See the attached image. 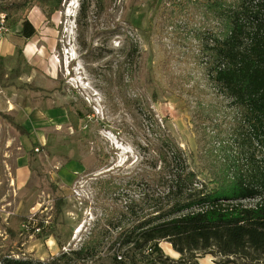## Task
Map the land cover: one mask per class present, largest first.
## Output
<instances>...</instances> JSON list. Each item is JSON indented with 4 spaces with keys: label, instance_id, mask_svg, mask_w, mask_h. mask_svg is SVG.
<instances>
[{
    "label": "rangeland",
    "instance_id": "obj_1",
    "mask_svg": "<svg viewBox=\"0 0 264 264\" xmlns=\"http://www.w3.org/2000/svg\"><path fill=\"white\" fill-rule=\"evenodd\" d=\"M98 1L63 0L50 19L32 7L27 16L39 32L34 42L42 58L28 64L20 51L17 59L0 58V112L30 135L0 118V260L49 263L92 236L99 241L93 257L58 263L114 264L111 242L154 212V199L166 191L157 175L158 133L203 166L197 155L209 141L194 118L197 101L218 108L207 130L215 149L223 143L226 154L238 155L228 135L237 111L204 70L196 7L179 15L174 32L169 12L185 0H113L107 10ZM15 72L32 83L13 79ZM168 75L182 77L181 89L169 86ZM65 106L81 116L78 131ZM57 197L63 206L56 217ZM159 246L178 260L167 242ZM210 257L219 261L198 255L191 264H209Z\"/></svg>",
    "mask_w": 264,
    "mask_h": 264
},
{
    "label": "trees",
    "instance_id": "obj_2",
    "mask_svg": "<svg viewBox=\"0 0 264 264\" xmlns=\"http://www.w3.org/2000/svg\"><path fill=\"white\" fill-rule=\"evenodd\" d=\"M112 1L99 0L98 4L107 10ZM195 1L185 0L170 10L167 26L178 32L179 15H186L190 5L196 7L201 34L197 32L195 38L204 40V70L237 111V120L228 135L236 140L238 155L232 158L226 154L223 143L218 145L222 151L215 149L216 137L207 133L218 112L212 103L197 101L194 106V118L209 141L207 149L197 155L203 164L200 168L195 158L185 154L169 135L158 133L157 175L166 191L154 199V212L139 216L131 230H123L111 242L114 264H191L198 255L208 254L219 257L215 264H264V0ZM62 2L0 0V15H5L8 28L20 25L19 35L27 40L36 35L27 19L30 9L42 8L50 19L61 9ZM15 76L13 73L12 78ZM181 78L168 75L169 86L181 89ZM65 108L70 127L78 131L81 116L69 106ZM0 118L19 135L30 137L10 114L0 112ZM33 160L30 157L29 165ZM38 170L41 167L35 168ZM49 187L52 192L57 189L51 183ZM62 206V198L57 197L56 217ZM50 234L51 230L43 236ZM160 242H167L179 254L178 260L165 256ZM98 245V239L89 236L77 251L45 264L93 257ZM0 264L32 263L4 258Z\"/></svg>",
    "mask_w": 264,
    "mask_h": 264
},
{
    "label": "crops",
    "instance_id": "obj_3",
    "mask_svg": "<svg viewBox=\"0 0 264 264\" xmlns=\"http://www.w3.org/2000/svg\"><path fill=\"white\" fill-rule=\"evenodd\" d=\"M36 9H37V7H34L31 11L34 12ZM27 19L30 21L29 16H27ZM34 28L37 31L36 27H34ZM19 31H20V25L11 28V32H9L6 39H4V41L0 45V58L2 60L7 59L8 57H14L15 59H17V57H18L17 51L18 52L20 51L21 57H23L25 59L26 63H28V64H30L31 62L32 63L35 62L34 60L41 59L42 57H41V54L39 53V49L35 45V42H34V38L36 37V35L30 39L25 40L19 35ZM37 34H39L38 31H37ZM15 54L17 56H15ZM32 65L34 66L35 69H41L40 66H38L37 64H32ZM34 73L35 72H33L31 74V76H33ZM14 74L16 75L14 77L15 79H19V81L24 80V82H26L28 84L32 83V82L28 81V79H27L28 76L26 73L23 72V75H21V76H18L16 72ZM10 85L12 86V84H10ZM5 113H8V112H5ZM66 117H67V115H66ZM208 262H209V264H215L214 259L211 257H210V260Z\"/></svg>",
    "mask_w": 264,
    "mask_h": 264
},
{
    "label": "built area",
    "instance_id": "obj_4",
    "mask_svg": "<svg viewBox=\"0 0 264 264\" xmlns=\"http://www.w3.org/2000/svg\"><path fill=\"white\" fill-rule=\"evenodd\" d=\"M168 1H170V0H168ZM175 1L180 2L182 0H175ZM5 19L6 18H5L4 14L0 15V43L9 32L8 27L5 25Z\"/></svg>",
    "mask_w": 264,
    "mask_h": 264
},
{
    "label": "bare ground",
    "instance_id": "obj_5",
    "mask_svg": "<svg viewBox=\"0 0 264 264\" xmlns=\"http://www.w3.org/2000/svg\"><path fill=\"white\" fill-rule=\"evenodd\" d=\"M68 14H69V11L66 12V15H68Z\"/></svg>",
    "mask_w": 264,
    "mask_h": 264
}]
</instances>
